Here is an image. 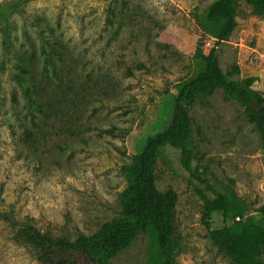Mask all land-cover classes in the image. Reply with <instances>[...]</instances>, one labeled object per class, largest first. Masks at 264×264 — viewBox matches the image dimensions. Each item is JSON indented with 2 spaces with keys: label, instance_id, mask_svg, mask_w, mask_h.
I'll return each instance as SVG.
<instances>
[{
  "label": "rangeland",
  "instance_id": "374dc122",
  "mask_svg": "<svg viewBox=\"0 0 264 264\" xmlns=\"http://www.w3.org/2000/svg\"><path fill=\"white\" fill-rule=\"evenodd\" d=\"M213 1L0 0V264H41L17 238L24 226L76 239L121 215L123 165L170 125L177 84L205 69L194 53L214 40L196 14ZM218 56L226 74L240 69L229 80L254 77L264 93V16L243 0ZM189 110L194 175L173 148L156 164L158 189L179 195L176 264H235L203 223L201 192L211 194L201 182L234 190L254 215L264 205V146L223 89ZM211 222L226 225L220 214ZM109 264H158L153 237L140 234Z\"/></svg>",
  "mask_w": 264,
  "mask_h": 264
},
{
  "label": "trees",
  "instance_id": "16d2710c",
  "mask_svg": "<svg viewBox=\"0 0 264 264\" xmlns=\"http://www.w3.org/2000/svg\"><path fill=\"white\" fill-rule=\"evenodd\" d=\"M239 1L214 0L203 14H196L203 35L213 39L214 45L206 51L205 44L201 42L196 48L194 57L205 65V69L191 81L177 84L170 125L150 137L142 152L123 165L127 187L121 194V215L105 223L96 233L79 234L76 239L55 237L32 225L18 230V240L33 247L41 264H109L142 233L153 237L158 264H176L180 251L176 232L179 195L173 188L165 192L158 189L156 164L163 149L173 148L180 152L184 169L194 175L195 156L191 147L193 129L189 107L199 96L223 89L226 95L243 106L248 120L259 131L264 146V93L255 88L254 77L243 81L229 80V77L239 74L240 69L235 66L233 71L226 74L218 56V47L228 40L237 26ZM243 1L252 7L255 14L264 16V0ZM122 9L123 6L119 9V16L123 15ZM120 18L113 37L122 27ZM19 69L26 72L23 66ZM17 79L24 82L20 74H17ZM26 134L30 133L26 131ZM201 183L211 194L201 192L202 220L210 230L214 244L235 264H264V205L254 215H248L247 202L234 190L221 192L203 180ZM214 214H220L226 225L211 230ZM228 221H231L230 225Z\"/></svg>",
  "mask_w": 264,
  "mask_h": 264
}]
</instances>
